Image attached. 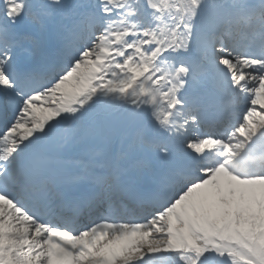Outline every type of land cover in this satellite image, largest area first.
I'll return each mask as SVG.
<instances>
[{
	"label": "snow or ice",
	"instance_id": "snow-or-ice-1",
	"mask_svg": "<svg viewBox=\"0 0 264 264\" xmlns=\"http://www.w3.org/2000/svg\"><path fill=\"white\" fill-rule=\"evenodd\" d=\"M0 264H264V0H0Z\"/></svg>",
	"mask_w": 264,
	"mask_h": 264
}]
</instances>
